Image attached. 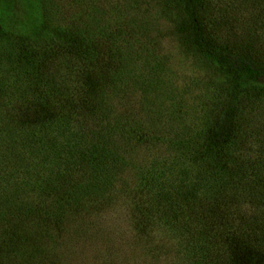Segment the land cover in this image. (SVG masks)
I'll return each instance as SVG.
<instances>
[{
  "label": "trees",
  "instance_id": "1",
  "mask_svg": "<svg viewBox=\"0 0 264 264\" xmlns=\"http://www.w3.org/2000/svg\"><path fill=\"white\" fill-rule=\"evenodd\" d=\"M207 1L177 2L179 30L221 72L193 132L176 130L171 103L157 104V112L144 106L151 91L126 82L125 68L110 79L111 67L77 32L14 38L20 69L0 60V164L19 177L27 198L41 193L44 210L28 203L32 219L21 222L19 214L18 226H58L83 206L89 213L110 207L117 194L131 202L136 226L169 234L188 264H264V40L207 36ZM262 1L251 20L257 32L264 31ZM0 36L11 38L1 19ZM138 150L164 159L130 179ZM51 164L56 175L40 176ZM8 234L6 243L16 245L18 231Z\"/></svg>",
  "mask_w": 264,
  "mask_h": 264
},
{
  "label": "rangeland",
  "instance_id": "2",
  "mask_svg": "<svg viewBox=\"0 0 264 264\" xmlns=\"http://www.w3.org/2000/svg\"><path fill=\"white\" fill-rule=\"evenodd\" d=\"M178 1L0 0V19L11 34L10 39L0 36V60L7 69H20L21 55L14 39L18 35L43 34L48 38L62 30L77 32L90 39L102 55L100 62L111 67L110 79L117 78L113 77L115 68H125V81L136 83L134 89L140 87L144 93L150 89L151 96L145 97L144 106L157 112V104L171 103L175 109L170 111L184 122H175L179 126L176 130L184 132L189 128L193 132L201 125L203 111L213 98L211 86L221 79V72L205 61L179 30ZM258 3L263 1L208 0L203 14L205 33L210 38L229 35L231 41L264 40V31L257 32L251 21ZM112 54H118L122 62L113 59ZM135 93L138 100L141 93ZM8 94L9 100L17 101L14 91ZM137 153L136 165L133 169L130 165L127 178L132 179L135 171L146 173L155 160V154L145 150ZM161 159L164 158L158 156L156 160L159 163ZM47 168L50 174L40 167L39 175L54 176L58 172L57 164ZM11 170L0 164V244H8L0 251V264H188L178 256V242L169 234H148L136 226L131 202L117 194L110 207L89 213L83 206L58 226H18L19 214L21 222L32 219L25 213L29 212L28 203L34 212L38 209L44 213L40 205L43 197L36 190L32 198H27L21 191V180L11 176ZM11 231H18L20 236L13 246L6 243L12 237L8 234Z\"/></svg>",
  "mask_w": 264,
  "mask_h": 264
}]
</instances>
